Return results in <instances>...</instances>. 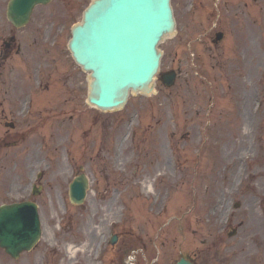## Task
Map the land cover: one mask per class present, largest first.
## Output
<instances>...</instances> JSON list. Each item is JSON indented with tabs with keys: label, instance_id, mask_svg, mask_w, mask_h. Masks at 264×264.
Here are the masks:
<instances>
[{
	"label": "rangeland",
	"instance_id": "obj_1",
	"mask_svg": "<svg viewBox=\"0 0 264 264\" xmlns=\"http://www.w3.org/2000/svg\"><path fill=\"white\" fill-rule=\"evenodd\" d=\"M72 1L80 10L88 2ZM213 1L172 0L176 33L160 44V74L180 70L172 86L158 79L152 96L132 95L119 112L86 108L83 89L79 119L62 139L59 122L35 121L38 112L20 122L24 140L0 149V204L31 198L27 181L33 180L34 171L46 172L42 194L36 197L42 235L37 246L18 259L0 248V264H172L180 255L199 264H264V175L252 177L264 174V108L253 113L254 96L264 106V78L261 83L260 75L254 78L248 71V66L252 71L256 66L257 72L264 69V36L238 31L249 23L248 7L239 6L238 17L223 12L220 6L225 11L228 7L216 0V15L209 13ZM5 5L6 0H0V36L11 28ZM63 5L70 9L62 0L36 7L30 25L17 31L21 39L45 22L60 25L56 10ZM54 30L62 45L69 37L67 27ZM218 30L224 36L211 44ZM239 51L245 56L242 64L235 59ZM217 63L229 69L221 78L215 76L220 71ZM225 82L233 87L228 94ZM5 87L0 83V89ZM49 94L42 92L37 104H50ZM87 127L86 146L82 130ZM64 148L72 152L67 170L59 167L65 165ZM32 151L34 160L29 158ZM79 164L90 185L84 203L73 205L67 183L79 172ZM58 176L62 191L56 186L51 190L48 185L56 184ZM147 178L153 182L151 192L142 186ZM235 201L241 203L237 209L232 208ZM115 223V251L106 247L104 255L96 257L98 243L106 242ZM232 229L236 233L229 236ZM65 243L82 249L71 257Z\"/></svg>",
	"mask_w": 264,
	"mask_h": 264
},
{
	"label": "water",
	"instance_id": "obj_2",
	"mask_svg": "<svg viewBox=\"0 0 264 264\" xmlns=\"http://www.w3.org/2000/svg\"><path fill=\"white\" fill-rule=\"evenodd\" d=\"M42 0H12L8 17L27 20L32 6ZM169 0H93L83 21L72 30L70 49L85 70L91 71L89 101L103 110L120 109L129 91L149 94L161 53L156 46L173 32ZM165 84L172 74L163 76ZM86 181L72 185L71 198L81 202ZM31 203L0 206V246L17 257L36 241L38 223ZM176 264H192L181 259Z\"/></svg>",
	"mask_w": 264,
	"mask_h": 264
},
{
	"label": "flooded vegetation",
	"instance_id": "obj_3",
	"mask_svg": "<svg viewBox=\"0 0 264 264\" xmlns=\"http://www.w3.org/2000/svg\"><path fill=\"white\" fill-rule=\"evenodd\" d=\"M253 1V6H255V1ZM2 37L0 39V59H11L13 55H19L22 54L25 59L24 66H27L30 70L34 69L36 71H41L42 68H44L45 64L40 60L36 59L33 55L34 50L33 48L29 47L27 50H21V47L16 44L15 37L7 36ZM35 42H38L35 40ZM40 44H42L41 41H39ZM41 58H43L41 56ZM72 60V59H71ZM71 60H67L65 62L64 71L61 76V85L63 89L65 90L66 95L64 96V103L62 104V107H64L66 110L72 111L74 110V104L76 103L78 98V88H79V68L74 65V63ZM11 66H15V63L13 62ZM39 72L38 74H40ZM40 82V85L42 83ZM45 87H48L46 85ZM71 102V104L69 103Z\"/></svg>",
	"mask_w": 264,
	"mask_h": 264
},
{
	"label": "bare ground",
	"instance_id": "obj_4",
	"mask_svg": "<svg viewBox=\"0 0 264 264\" xmlns=\"http://www.w3.org/2000/svg\"><path fill=\"white\" fill-rule=\"evenodd\" d=\"M62 166H64L65 167V165H64V162H62L61 163V165H59V167H62ZM142 185H143V188L146 190V191H151V189H152V181L150 180H145V181H143V183H142ZM81 248V247H80ZM66 249L68 250V252H69V254L72 256L77 250H78V247H76V246H71V245H68L67 247H66Z\"/></svg>",
	"mask_w": 264,
	"mask_h": 264
}]
</instances>
